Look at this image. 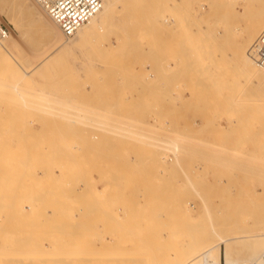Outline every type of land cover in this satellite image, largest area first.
Segmentation results:
<instances>
[{
    "label": "rangeland",
    "instance_id": "obj_1",
    "mask_svg": "<svg viewBox=\"0 0 264 264\" xmlns=\"http://www.w3.org/2000/svg\"><path fill=\"white\" fill-rule=\"evenodd\" d=\"M171 1L117 0L83 41L0 0V264H179L208 233L264 264V85L226 55L264 0Z\"/></svg>",
    "mask_w": 264,
    "mask_h": 264
},
{
    "label": "bare ground",
    "instance_id": "obj_2",
    "mask_svg": "<svg viewBox=\"0 0 264 264\" xmlns=\"http://www.w3.org/2000/svg\"><path fill=\"white\" fill-rule=\"evenodd\" d=\"M121 1V0H120ZM175 0H172L171 1V6H169L168 4V7H171L173 10L175 9L176 7V4L177 2H174ZM182 1V0H181ZM103 2V5H102V8L94 15L92 16L88 22L84 23L82 26H80L78 28V30L76 31L75 35H77L78 33H81V31L83 29H86V27H89V25H95L96 29H87L86 31H84V33L82 32L81 34V38L83 41H88L90 38H92V36L95 34V32L98 30V24H103L105 22L108 21V16H109V13H113V12H116V8L118 5L117 4V0H102ZM169 2V1H168ZM183 2V1H182ZM138 5V4H137ZM184 5V3H183ZM182 6V4H181ZM180 6V7H181ZM202 6V5H201ZM123 7V6H122ZM119 8V6H118ZM171 8H169L171 10ZM141 9V8H140ZM180 8H178L179 10ZM182 9L184 10V8L181 7V13H182ZM176 9V12L177 14L180 12ZM172 11V10H171ZM126 12V11H124ZM175 11H173L174 13ZM121 13V12H119ZM185 14V13H184ZM126 15V14H125ZM175 15V14H174ZM182 15L183 13L181 14V16H178L177 17H172L171 19L168 18L169 20V31L172 33L173 37L176 36V32L179 30V26H178V22L177 21L180 17L182 18ZM186 16V15H185ZM258 16H260L258 22L253 26L254 23H252V27L250 26V28L248 27V29L244 32L243 35H241L240 39L238 40L237 42V39H235V50L234 52H228L226 53V55L228 54V57L230 56L231 59H234L235 60V66L237 68V71L239 74H247L248 72L251 73L252 75H254L253 77H257L259 78L258 80H256V83H259L260 85H264V68L263 69H259V64L257 63L256 61V57L255 55L252 56V54H250V50H249V45L250 43L252 42V40L256 37L257 33L260 32V26H262L264 24V12L260 11V14H258ZM184 17V16H183ZM99 18H101V20H99ZM177 18V19H176ZM186 18V17H184ZM183 18V19H184ZM142 20V19H140ZM257 20V18H256ZM130 21V20H129ZM186 20L184 19V21L182 20V22H185ZM190 21V19H189ZM181 22V21H180ZM254 22V21H253ZM263 22V23H262ZM168 23V22H167ZM188 23V22H187ZM194 23V22H193ZM186 24V22H185ZM228 24V23H227ZM15 25L16 27L18 26V23L17 21H15ZM180 25V24H179ZM183 25V24H182ZM188 25V24H187ZM229 25V24H228ZM178 26V27H177ZM190 26V25H189ZM264 26V25H263ZM184 26H182L183 28ZM191 27V26H190ZM227 27V26H226ZM18 28V27H17ZM205 28V27H204ZM229 28V27H228ZM262 28V27H261ZM188 29V28H186ZM191 29V28H190ZM202 29V28H201ZM183 30L182 33H184V29H181V31ZM192 30V29H191ZM203 30V29H202ZM226 30V29H225ZM259 30V31H258ZM168 31V32H169ZM180 31V30H179ZM190 31V30H189ZM187 32V30H186ZM239 32V31H238ZM181 33V34H182ZM262 33V32H261ZM178 34V33H177ZM190 34V33H188ZM259 34V33H258ZM180 35V34H179ZM186 35V34H185ZM239 35V33H238ZM9 34L5 37V38H0V67L3 68V70L5 71L4 74H6L8 71L11 72V74H15L17 72V66H18V60L14 57V55L10 52L9 48L7 46L4 45L3 41L8 38ZM178 36V35H177ZM187 36V35H186ZM189 36V35H188ZM172 37V38H173ZM259 37V36H258ZM257 37V38H258ZM179 39L181 38V35L180 37H178ZM188 40V37L186 39V37H183V39H181L180 41V44H182V40L184 42H186L185 40ZM4 39V40H3ZM170 39V38H169ZM171 41V40H170ZM178 41V42H179ZM172 42H175L172 40ZM255 42V41H254ZM253 42V43H254ZM176 43V42H175ZM188 44V42H186ZM185 45V43H183ZM172 45V44H171ZM177 45V44H175ZM184 45L183 48H184ZM253 45V44H252ZM174 46V45H173ZM182 46L180 47V49H182ZM187 45H185V49L187 48L186 47ZM57 47H61V45H58ZM56 47V48H57ZM252 47V46H251ZM171 48V47H170ZM178 48V47H176ZM232 48V47H231ZM175 49V48H174ZM184 49V50H185ZM179 50V49H178ZM231 50V49H230ZM186 51V50H185ZM249 51V52H248ZM172 52L169 51V54L172 56L173 54L170 53ZM176 52V51H175ZM178 52V51H177ZM184 53V52H183ZM249 53V54H248ZM179 54V53H178ZM182 54V53H181ZM185 54V53H184ZM221 55V54H220ZM179 56V55H177ZM182 56V55H181ZM223 56V55H222ZM58 57L59 55H55L53 56V61H51L50 63H48L47 65H51L52 63H56L57 60H58ZM180 57V56H179ZM178 57V58H179ZM235 57V58H234ZM170 58V57H169ZM174 58H172L173 60ZM171 60V61H172ZM175 60V59H174ZM173 60V61H174ZM233 60V61H234ZM176 62H174L173 64H175ZM178 64V63H177ZM20 65V64H19ZM167 66V65H166ZM173 66V65H171ZM235 68V70H236ZM2 70V71H3ZM2 73V72H1ZM0 73V74H1ZM18 73V72H17ZM236 73V72H235ZM3 74V75H4ZM8 74V73H7ZM6 74V75H7ZM13 74V75H14ZM30 74V73H29ZM4 75V77L6 76ZM18 76V74H17ZM238 76V75H237ZM7 77V76H6ZM12 77V75H11ZM232 78V77H231ZM240 78V76L238 77ZM239 80V79H238ZM241 81V79H240ZM244 81V80H243ZM17 84V83H16ZM233 84V83H232ZM1 85H5L6 87V84H4V81H0V86ZM11 85V84H10ZM18 86V85H16ZM15 86V87H16ZM20 87V86H19ZM18 87V88H19ZM170 88V87H169ZM26 89V88H25ZM12 132V131H11ZM33 133V132H32ZM39 135V134H38ZM1 140V139H0ZM264 140V139H263ZM32 144V143H31ZM29 150V148L27 149ZM44 150V149H43ZM28 152V151H27ZM21 162V161H20ZM18 165V164H17ZM37 165V164H36ZM35 166V165H34ZM50 167V166H49ZM26 169V168H25ZM2 171V170H1ZM13 174V173H12ZM6 176V175H5ZM3 196V195H2ZM14 201V200H13ZM13 204V203H12ZM207 208V207H206ZM12 211V210H11ZM9 213V212H8ZM14 214V213H13ZM54 214V213H53ZM4 229V228H3ZM243 229V228H241ZM246 230V229H245ZM228 231V230H227ZM226 231V232H227ZM231 231V230H230ZM244 231V230H242ZM77 232V231H76ZM240 232V231H239ZM88 233V232H87ZM213 233V232H212ZM209 234V233H208ZM204 235V236H191L189 242L187 243V246H186V249L188 248L189 249V254L188 256L184 259V260H181V261H178L177 263L179 264H221V262L225 264H239L238 263V259L234 256V247L231 243V241L233 240H243L244 241L246 239H253L254 236H251V235H235V236H231V235H224V236H220V241L216 244H213V241H211V238L213 237V235H211L212 237H210V235ZM263 234V233H262ZM5 238V237H4ZM1 239V238H0ZM248 239V240H249ZM43 240V239H42ZM45 240H47L45 238ZM213 240V239H212ZM11 241V240H10ZM247 241V240H246ZM25 242V241H24ZM28 243V242H26ZM83 243V242H82ZM220 243H225L224 247L221 248L220 246ZM250 243V242H249ZM252 243V242H251ZM9 244V243H8ZM25 244V243H24ZM29 244V243H28ZM42 244V243H41ZM178 244V243H177ZM235 245V244H234ZM43 245H41L42 247ZM70 246V245H69ZM236 246V245H235ZM241 246V245H240ZM112 249V248H111ZM239 249V248H238ZM1 250V249H0ZM69 250V249H68ZM73 251V250H72ZM86 251V250H85ZM9 252V251H8ZM66 252V251H65ZM16 254V252H14ZM177 254V253H176ZM187 254V253H186ZM4 256V255H2ZM13 256V255H12ZM6 257V256H5ZM10 257V256H8ZM2 258V257H1ZM176 260H178L177 257H175ZM176 262V261H175ZM223 263V264H224ZM260 263V262H259ZM258 263V264H259ZM243 264H254L253 261H247V260H244L243 261Z\"/></svg>",
    "mask_w": 264,
    "mask_h": 264
},
{
    "label": "built area",
    "instance_id": "obj_3",
    "mask_svg": "<svg viewBox=\"0 0 264 264\" xmlns=\"http://www.w3.org/2000/svg\"><path fill=\"white\" fill-rule=\"evenodd\" d=\"M59 26L66 37L75 36L76 31L94 16L103 5L102 0H35ZM9 34L0 24V38ZM250 54L264 68V30L253 43Z\"/></svg>",
    "mask_w": 264,
    "mask_h": 264
}]
</instances>
